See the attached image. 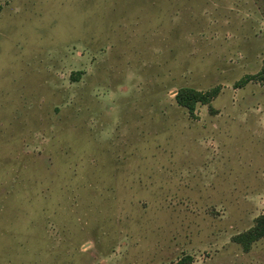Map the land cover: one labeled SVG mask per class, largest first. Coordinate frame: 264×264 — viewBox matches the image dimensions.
Instances as JSON below:
<instances>
[{
  "label": "rangeland",
  "instance_id": "374dc122",
  "mask_svg": "<svg viewBox=\"0 0 264 264\" xmlns=\"http://www.w3.org/2000/svg\"><path fill=\"white\" fill-rule=\"evenodd\" d=\"M263 68L264 0H0V264H264Z\"/></svg>",
  "mask_w": 264,
  "mask_h": 264
},
{
  "label": "trees",
  "instance_id": "16d2710c",
  "mask_svg": "<svg viewBox=\"0 0 264 264\" xmlns=\"http://www.w3.org/2000/svg\"><path fill=\"white\" fill-rule=\"evenodd\" d=\"M260 78L264 80V68L258 75L245 76L238 85H243L252 78ZM219 93V87L215 86L210 90L202 91L190 86L179 87L174 95L178 105L187 109L190 114H193L198 104H210L211 100ZM264 238V212L255 218L253 226L246 231L235 236V240L239 242L245 250H248L250 245L260 239ZM179 264H192V257L184 255Z\"/></svg>",
  "mask_w": 264,
  "mask_h": 264
}]
</instances>
